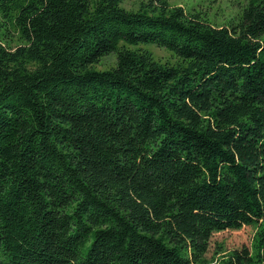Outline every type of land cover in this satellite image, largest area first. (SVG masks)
Returning <instances> with one entry per match:
<instances>
[{"label":"trees","instance_id":"trees-1","mask_svg":"<svg viewBox=\"0 0 264 264\" xmlns=\"http://www.w3.org/2000/svg\"><path fill=\"white\" fill-rule=\"evenodd\" d=\"M122 1L0 0V264H264V0Z\"/></svg>","mask_w":264,"mask_h":264},{"label":"rangeland","instance_id":"rangeland-1","mask_svg":"<svg viewBox=\"0 0 264 264\" xmlns=\"http://www.w3.org/2000/svg\"><path fill=\"white\" fill-rule=\"evenodd\" d=\"M147 0H123L122 6L126 9H137L141 2ZM170 4L181 5L187 12L200 13L210 23L214 25H222L228 22L235 21L242 12L246 4L245 0H169ZM7 45L14 47L19 43L18 34L13 28L5 30ZM141 48L152 52L155 58L160 61L174 63L177 58L171 51L157 46L154 43H144L139 45ZM116 54L114 52L102 57L94 67L97 69H106L115 65ZM255 232V227L251 225H244L236 230H225L214 233L211 238L210 256L218 245L224 248H235L242 244H250Z\"/></svg>","mask_w":264,"mask_h":264}]
</instances>
